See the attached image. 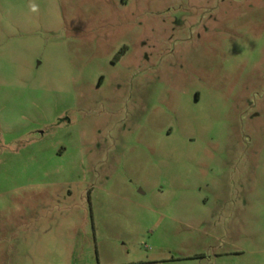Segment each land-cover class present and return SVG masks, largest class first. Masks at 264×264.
Masks as SVG:
<instances>
[{
  "label": "rangeland",
  "instance_id": "1",
  "mask_svg": "<svg viewBox=\"0 0 264 264\" xmlns=\"http://www.w3.org/2000/svg\"><path fill=\"white\" fill-rule=\"evenodd\" d=\"M0 264H264V0H0Z\"/></svg>",
  "mask_w": 264,
  "mask_h": 264
}]
</instances>
